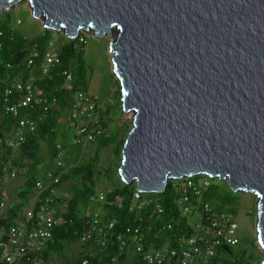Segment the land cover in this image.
I'll use <instances>...</instances> for the list:
<instances>
[{
  "label": "water",
  "instance_id": "95a60500",
  "mask_svg": "<svg viewBox=\"0 0 264 264\" xmlns=\"http://www.w3.org/2000/svg\"><path fill=\"white\" fill-rule=\"evenodd\" d=\"M23 2L68 39L112 37L131 113L118 178L159 193L210 177L252 195L264 264V0H0V13Z\"/></svg>",
  "mask_w": 264,
  "mask_h": 264
},
{
  "label": "trees",
  "instance_id": "16d2710c",
  "mask_svg": "<svg viewBox=\"0 0 264 264\" xmlns=\"http://www.w3.org/2000/svg\"><path fill=\"white\" fill-rule=\"evenodd\" d=\"M51 32L42 26L38 34L27 37L11 23L7 13H0V136L17 130L21 119L31 121L33 127L32 130L22 129V138L16 147L1 148L0 187L7 175L3 167L15 170V178L22 179V183L16 201L8 202L0 213V231L22 217L30 197L38 195L42 202L46 196H52L50 206L61 221L53 226L51 238L39 251V264H55L56 259L61 264H147L146 252L164 246L177 247L183 238L196 234L187 220L188 214L182 213L185 204L192 206L190 213H199L201 223L205 221L204 203L216 212L234 213L226 196L208 180L210 177L206 178L208 185L200 187L198 193L189 187L183 190L180 184L188 181L184 180L167 185L159 193L140 192L139 199H135V183L122 182L116 172L127 132L118 138L117 131H108L112 106L101 105L96 112L97 121L104 129L102 134L91 141L74 143L75 129L67 124V117L73 108L72 92L86 91L87 86L83 72L84 50L83 46L78 47L83 36L72 40L65 37L61 45L54 44L58 61L43 74V55L49 43H53ZM32 52L37 54L30 64ZM67 74H71L70 88L65 81ZM29 78L42 97L54 99L56 105L31 102L17 107L16 114H12L5 108L16 102L22 93L12 90L9 94L5 89L13 79L26 81ZM117 101L119 106V98ZM112 142H117L116 161L103 173L112 187L102 192L101 201H91V197L99 193L97 185L102 174L98 170V150ZM60 152L61 166L56 167ZM48 171L58 177L59 183L47 185ZM37 181H43L42 188L36 187ZM60 185L69 193V199L63 200L62 194L51 195L50 189ZM143 199L150 202L141 204ZM94 213L97 214L95 220L92 219ZM109 222H112L110 228ZM262 257L255 242H242L238 238L233 245L222 241L203 264H258ZM0 264L5 263L0 260Z\"/></svg>",
  "mask_w": 264,
  "mask_h": 264
},
{
  "label": "built area",
  "instance_id": "2783aa9c",
  "mask_svg": "<svg viewBox=\"0 0 264 264\" xmlns=\"http://www.w3.org/2000/svg\"><path fill=\"white\" fill-rule=\"evenodd\" d=\"M36 52L30 54L28 63H32V57L36 56ZM58 61V51L54 43H49L48 48L43 55L41 64V72L44 74L48 68ZM32 78L26 81H18L13 79L5 89V93H11L16 90L22 93L21 97L12 105H7L6 110L12 114H16L17 107L26 106L31 102H42L46 105L54 106V99L42 97L41 91L32 84ZM67 88H70L71 74L66 75L65 79ZM73 108L68 115L67 124L75 129L74 143L81 141H91L95 136L104 132L103 127L97 121V111L100 104L97 99L90 95L87 91L76 90L72 92ZM19 128L13 133L5 136H0V152L2 146L16 147L22 138V129L28 128L32 130V122L26 119L19 120ZM59 149V145H57ZM61 152L57 155L56 167L61 166ZM7 170L9 178H14L15 170ZM45 181L51 187L52 184L59 183L58 177L54 176L52 171L46 173ZM208 181L202 180L200 183H192L190 180L180 184V187L185 190L192 188L195 193L199 192L200 187H206ZM62 186V185H60ZM38 189L43 187V181H37ZM56 188L50 189L51 195L55 194ZM62 199H69L70 195L67 191H63ZM133 196L139 199L140 191H134ZM103 193L91 197V201H101ZM7 194L3 188H0V211L6 207ZM52 196H46L40 202L37 209L35 205L25 208L23 216L17 218L16 221L9 225L5 231H0V260L5 264H20L25 261V264H39L37 255L39 251L46 245L51 238L52 228L55 224L61 221L60 216L55 215L54 209L50 206ZM150 199H143L141 204H148ZM192 206L185 204L182 208L183 214H189L192 211ZM203 216L205 221H196L194 229L196 234L183 238L179 246L167 247L161 249H152L145 253L144 258L147 264H203L208 257L214 253V248L222 241L228 244H235L238 241L236 234L237 224L235 222L234 213L231 212H216L212 210L206 203L202 204ZM92 219H97V214L94 213ZM96 222V221H95ZM112 226V222L108 223V227ZM139 250V247H137Z\"/></svg>",
  "mask_w": 264,
  "mask_h": 264
},
{
  "label": "rangeland",
  "instance_id": "374dc122",
  "mask_svg": "<svg viewBox=\"0 0 264 264\" xmlns=\"http://www.w3.org/2000/svg\"><path fill=\"white\" fill-rule=\"evenodd\" d=\"M7 14L11 23L25 36L32 37L41 30L42 19L36 20L30 14L26 4L23 2L16 5ZM91 32H80L76 38L83 36V41L78 43V47L83 46V72L86 78V91L94 96L98 103L104 107L112 106L109 115L108 131H117L118 138H122L130 127L131 113L121 112L120 103L117 106L119 98V88L116 79L112 73L110 54L108 52V43L111 38H100L90 35ZM51 38L56 46L65 41V35L61 31L51 32ZM118 91V94H117ZM117 142H112L102 146L98 150V170L102 173L97 185L98 192H106L112 187L109 180L105 179L103 173L114 165L116 161ZM206 177H196L192 180L197 183L202 182ZM212 183L218 186V190L226 196L227 203L234 211V218L237 224V237L242 242L252 240L256 243L255 237V212L256 200L246 193L234 192L224 180L210 179ZM63 186L56 188L57 193L63 190ZM199 213L193 212L187 215V220L194 225L199 220ZM55 264H61L59 260H54Z\"/></svg>",
  "mask_w": 264,
  "mask_h": 264
},
{
  "label": "crops",
  "instance_id": "0c3cea01",
  "mask_svg": "<svg viewBox=\"0 0 264 264\" xmlns=\"http://www.w3.org/2000/svg\"><path fill=\"white\" fill-rule=\"evenodd\" d=\"M21 183H22V179H19V178H9L8 175H5V178L2 182V186L0 188H3L5 191H6V194H7V201H6V204L8 202H11V201H16V196L18 195V191H19V188L21 186ZM63 186V185H62ZM64 187V186H63ZM64 190L60 191L59 193H57V191H55V195L56 196H59ZM39 196L38 195H34L32 197H30L29 201H28V204L25 208L31 206V205H35L36 202L39 201ZM40 203V201H39ZM25 210V209H24ZM2 211H0L1 213ZM23 216V214H22Z\"/></svg>",
  "mask_w": 264,
  "mask_h": 264
},
{
  "label": "bare ground",
  "instance_id": "6f19581e",
  "mask_svg": "<svg viewBox=\"0 0 264 264\" xmlns=\"http://www.w3.org/2000/svg\"><path fill=\"white\" fill-rule=\"evenodd\" d=\"M125 114H127V115H128V114H130V112H128V113H125Z\"/></svg>",
  "mask_w": 264,
  "mask_h": 264
}]
</instances>
